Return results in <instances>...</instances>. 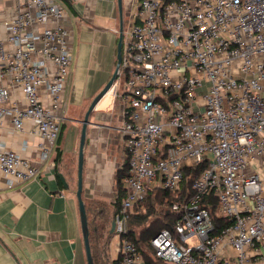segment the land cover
<instances>
[{"label": "built area", "instance_id": "built-area-1", "mask_svg": "<svg viewBox=\"0 0 264 264\" xmlns=\"http://www.w3.org/2000/svg\"><path fill=\"white\" fill-rule=\"evenodd\" d=\"M20 1L5 22L13 49L0 42V77L9 82L0 86V125L9 116L21 132L32 120L45 159L65 119L70 32L57 1ZM10 86L22 89L24 108ZM109 92L121 104L129 164L113 219L120 264H147L126 236L134 206L157 188L180 193L186 168L202 163L192 193L170 206L177 219L151 238L152 260L264 264V0H138ZM0 169L9 187L38 174L30 158L4 143ZM212 197L226 224L207 207Z\"/></svg>", "mask_w": 264, "mask_h": 264}, {"label": "crops", "instance_id": "crops-1", "mask_svg": "<svg viewBox=\"0 0 264 264\" xmlns=\"http://www.w3.org/2000/svg\"><path fill=\"white\" fill-rule=\"evenodd\" d=\"M55 1L66 11L60 22L70 32L73 54L62 108L65 121L70 113L74 115L70 119L71 145L62 146L59 134L49 156L42 159L41 139L34 131L32 120H26L25 130L21 132L13 131L9 116L2 120L0 144L30 158L38 174L9 187L0 169V264H88L76 196L78 155L75 152L80 146L82 120L103 87L100 83L107 82L102 76L105 73L102 64L110 70L117 65L120 30L121 27L123 31L127 29L138 0H122V14L118 0ZM20 3V0H0V42L6 52L13 49V44L5 22L16 17ZM56 23L53 17L48 21L50 26ZM38 29L41 27L36 26ZM76 51L79 59L74 66ZM8 83L0 77V86ZM10 92L12 99L24 108L26 99L22 89L10 86ZM41 94L43 100L48 101L44 86ZM122 123L121 104L116 100L105 106L101 99L90 113L83 166L86 204L91 200L104 201L107 197L114 201L115 175L127 159ZM58 151L59 160L56 159ZM60 172L69 186L61 180ZM106 253L108 264H116L113 261L118 255L113 258L108 251Z\"/></svg>", "mask_w": 264, "mask_h": 264}, {"label": "trees", "instance_id": "trees-1", "mask_svg": "<svg viewBox=\"0 0 264 264\" xmlns=\"http://www.w3.org/2000/svg\"><path fill=\"white\" fill-rule=\"evenodd\" d=\"M62 127V126H61ZM62 129V128H61ZM127 158V157H126ZM57 160L60 159V151L57 153ZM206 163H202L194 168H186L184 173V179L182 181V190L181 192H173L165 189H154L151 190L147 198L134 206L132 212L130 213V218L127 223V234L131 240L135 241L138 245V248L144 255V258L147 261V264H158L154 262L151 257V247L150 240L156 235L160 230L166 227H170L174 221L177 219L178 215L170 210V206L172 202L182 196V194H191L192 193V183L194 179L204 170L206 167ZM129 172V164L128 158L125 163L117 170L115 179V194H114V211L115 214L119 209L121 204L122 197L124 196L126 190L123 184V179ZM93 204H104L103 201L93 200ZM92 204V205H93ZM217 204V200L212 197L208 198L206 201L207 207L211 208L212 215L215 216L216 222H220L221 224H226L228 221L218 218L215 214V207ZM104 206V205H103ZM99 207L97 215L93 217L92 220H96L101 217V214L108 213V209L105 207ZM88 216L91 212V207H95L94 205L90 207V205L86 204ZM158 207H165V210H159ZM96 208V207H95ZM161 209V208H160ZM104 211V212H103ZM103 216V215H102ZM115 216V215H114ZM114 219V217H113ZM92 220H89L90 226V241L92 247V253L94 257L95 264H108L109 260H107V243L109 241V234L111 228V221L104 223L100 227L97 224H94ZM132 223L135 225H141L142 230L140 233H136L135 229L132 228ZM99 228L102 229L103 232V240L102 243L98 242V232ZM142 239L147 241V248H144L142 245ZM104 243V245H103ZM121 257L118 254V257L114 259L113 263L120 264Z\"/></svg>", "mask_w": 264, "mask_h": 264}, {"label": "water", "instance_id": "water-1", "mask_svg": "<svg viewBox=\"0 0 264 264\" xmlns=\"http://www.w3.org/2000/svg\"><path fill=\"white\" fill-rule=\"evenodd\" d=\"M118 4L120 7V12L122 14V0H118ZM123 37H124V31L123 27H121L120 34H119V40H118V46H117V65L115 68V71L112 75V77L109 79V81L106 83L104 88L95 96L93 101L91 102L83 120H82V132H81V138H80V146H79V157H78V187L76 191V196L79 203V211H80V218H81V224H82V232H83V238H84V244L86 249V256L88 264H95L93 253H92V247H91V241H90V226H89V216L87 212V207L85 200L83 198V166H84V147L86 143V137H87V127L89 123V116L96 104L103 98L104 95H106L114 81L118 77L119 68L122 60V47H123ZM59 176L65 186H69L68 182L66 181V178L63 173H59ZM115 220L111 221V228L110 233H114L115 231Z\"/></svg>", "mask_w": 264, "mask_h": 264}, {"label": "rangeland", "instance_id": "rangeland-1", "mask_svg": "<svg viewBox=\"0 0 264 264\" xmlns=\"http://www.w3.org/2000/svg\"><path fill=\"white\" fill-rule=\"evenodd\" d=\"M78 57L79 56H78L77 51H76V54L74 55V59H73L74 66L77 64V58ZM103 67L105 68L104 69L105 73L102 76H103V78H107V82H108L109 79L112 77L114 71H115L116 64H115L114 69H112V70H110V68L108 66H105V64H102V68ZM73 76H74V74H73ZM102 80L103 79H101V81ZM107 82H104V83L101 82L100 83L103 86L102 88H104V86L106 85ZM102 88H101V90H102ZM113 100H114V97H113V94L112 93H108V94L104 95L103 98H102L103 104L105 106L106 105H110L113 102ZM68 116L69 117L67 118V120L65 121V119H64V121L62 122V127H61L62 129L60 131V137H59L61 139V141H62V143H61L62 146H65V148H68L71 145V136H72V132H73L72 122H71L70 119H73L74 115L72 113H70ZM79 144H80V142H79ZM78 149H79V147H78ZM78 149L76 150L77 152H75V154L78 155L77 156V166H78V157H79ZM98 200H100V199H98ZM103 203H104L103 204L104 206L102 204L96 205V204H93V200H91L90 201V204H88V205H90V207L93 206V205L96 207V208L95 207H91V212L89 213V220H92L93 217L95 215H97L98 212H100V210L98 209V206L99 207H102L103 206V207H105V208L108 209V213H106V214L105 213L104 214L102 213L101 214V217L97 218L96 220H92L93 223L94 224H97L99 227L101 225H103L104 223H107V222L112 221L113 220V217L115 215V211H114L115 208H114V204H112L113 203L112 197L105 198L104 201H103ZM158 209L159 210H165L166 208L165 207H158ZM131 226H132V228L135 229V231H136L137 234L140 233V231L142 230V226L141 225L139 226V225H135V224L132 223ZM103 232L104 231L99 228V232H98V242L99 243H102V240H103V236H102L103 235ZM108 237H109V241L107 243V251H108V253H109L110 256H112L113 258H116L117 255H118L117 247H118V243L120 242V237L116 233H112L111 235L109 234ZM103 245H104V243H103ZM142 245H143L144 248H147V241L142 239Z\"/></svg>", "mask_w": 264, "mask_h": 264}]
</instances>
